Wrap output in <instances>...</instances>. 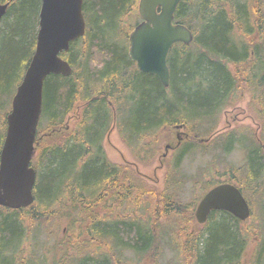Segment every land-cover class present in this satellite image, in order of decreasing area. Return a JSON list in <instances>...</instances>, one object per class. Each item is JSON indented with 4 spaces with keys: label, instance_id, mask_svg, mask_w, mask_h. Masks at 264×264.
<instances>
[{
    "label": "trees",
    "instance_id": "trees-1",
    "mask_svg": "<svg viewBox=\"0 0 264 264\" xmlns=\"http://www.w3.org/2000/svg\"><path fill=\"white\" fill-rule=\"evenodd\" d=\"M137 2L83 0L85 32L60 53L71 73L50 74L43 83L37 150L31 163L36 171L34 201L17 209L0 206V264H39L29 242L32 230L40 227L51 237L50 224L71 216L68 232L49 250L58 252L55 264H128L123 258L128 251L136 261L131 264H141L142 258L157 264L159 233L139 211L147 194L155 196L156 225L175 222L180 216L197 222L194 207L203 194L182 204L170 193L156 194L133 171L106 158L102 142L114 115L120 132L139 143V156L145 138L166 134L175 124L191 130L179 145L176 163L200 145L204 152L216 148L223 154L241 145L243 165L218 169L213 164L203 193L222 182L233 183L242 194L257 193L264 176V153L251 130L250 135L236 129L211 140L199 137L214 127L218 112L241 83L264 119V0L250 5L248 0H222L221 4L181 0L174 21L192 30L193 41L171 47L168 88L155 75L140 71L128 55L127 31L132 23L124 22L138 18ZM40 3L12 0L0 20V106L7 99L8 108L0 147L11 98L35 48ZM256 35L260 42L253 41ZM74 111L78 120L70 129L65 122ZM200 126L207 130L198 131ZM241 223L228 211L212 210L203 230L181 226L182 261L242 264L247 235Z\"/></svg>",
    "mask_w": 264,
    "mask_h": 264
},
{
    "label": "water",
    "instance_id": "water-1",
    "mask_svg": "<svg viewBox=\"0 0 264 264\" xmlns=\"http://www.w3.org/2000/svg\"><path fill=\"white\" fill-rule=\"evenodd\" d=\"M0 3V20L8 3ZM181 0H138L141 18L128 35V55L137 67L155 75L164 87L169 84L167 55L176 43L190 44V29L174 21ZM83 0H41L33 54L16 86L7 113L5 134L0 148V206L23 208L33 201L36 171L35 133L41 115L42 91L50 74L68 76L71 66L60 56L70 43L83 36ZM182 124L176 127H182ZM212 210H225L243 221L250 215L249 204L240 189L222 182L207 189L196 204L194 216L206 222Z\"/></svg>",
    "mask_w": 264,
    "mask_h": 264
},
{
    "label": "rangeland",
    "instance_id": "rangeland-1",
    "mask_svg": "<svg viewBox=\"0 0 264 264\" xmlns=\"http://www.w3.org/2000/svg\"><path fill=\"white\" fill-rule=\"evenodd\" d=\"M257 1L248 0V3L249 5L250 3L256 4ZM213 2L221 4L222 0H213ZM134 9L137 12V5L134 6ZM262 11L264 12V5H262ZM137 20L138 18L132 19L128 17L124 25L132 23L130 27L132 29V26L135 24L133 22ZM130 29L127 31V34H129ZM246 39L248 40V38ZM253 41L260 42L261 40L256 35ZM77 101V104L82 102L81 99ZM7 109L6 99L0 106V135L3 133V114ZM77 109L80 110L78 105ZM259 112L261 110H258L257 106L252 103V96L249 90L241 83V86L231 95L227 104L218 112L214 127L208 133H205V135L200 136L199 139L208 138V140H211L217 135H222L236 129L247 132L249 135L252 131L264 153V119H261ZM75 114H78V112L74 111V114L67 116L66 127L70 129L73 127L77 120ZM204 129L207 130L206 127L200 126L197 128L198 131H204ZM188 133H191L189 126L176 127L174 125L171 128H167L166 134L151 135L142 141V147L140 148L142 156H139L137 150L124 140L123 134L118 129L115 121H112L109 130L104 135L102 144L105 156L111 162L126 166L140 179H143L145 185L150 187L156 194L164 191L165 193L172 194V197L182 204H190L208 188L207 181L211 179L209 167H213V164L218 169H222L227 165L240 167L245 162V151L241 145L236 144L228 153L223 154L216 148H212L209 152H204L203 145H200L176 163L179 146L174 149L172 147L176 145L177 141L179 143V140L188 139ZM157 137L161 140L156 143L154 139ZM218 154L220 155L219 157L216 156ZM203 168H206L207 171H201ZM244 175L245 170L243 169L240 174L242 180L244 179ZM243 196L249 204L250 215L241 223L244 233L247 235V244L241 263L264 264V176L260 179L257 193H250V190H248L245 193L243 192ZM142 198L145 202L143 207L139 209L141 217L143 219L147 218V221L152 225L151 227L159 233L160 237L161 248L157 256V264H193V259L191 258L190 260L184 259L182 261L183 256L180 254V250L183 237L181 233L180 238L178 228L184 225L191 230H203L204 224L184 221L185 218L182 219L180 216L179 220L175 222L170 220L168 224H159L158 226L152 213L156 203L154 201L155 196L147 194ZM195 208L196 205L194 211ZM56 209H60V206H57ZM71 219H74L73 216L69 219L65 217L55 219L50 224L52 230H54V234L51 237L40 227L32 230L29 242L35 250L34 257L39 264H55L59 260L58 252H49V250L59 236L68 232ZM176 231L177 234L174 238L172 236ZM123 258L128 264L136 262L133 254L129 251L123 254ZM141 264H152V262L149 259L142 258Z\"/></svg>",
    "mask_w": 264,
    "mask_h": 264
},
{
    "label": "flooded vegetation",
    "instance_id": "flooded-vegetation-1",
    "mask_svg": "<svg viewBox=\"0 0 264 264\" xmlns=\"http://www.w3.org/2000/svg\"><path fill=\"white\" fill-rule=\"evenodd\" d=\"M141 19H140V17H139V15H138V20L136 21V23L137 22H139ZM135 23V24H136ZM135 66L137 67V65H136V63H135ZM138 68V67H137ZM139 69V68H138ZM140 70V69H139ZM141 71V70H140ZM147 73V72H146ZM149 74H151V73H149ZM78 120V119H77ZM77 120H76V122H77ZM112 121L114 122L115 121V123L117 124V120H116V117H115V115L112 117ZM112 121H111V124H112ZM110 124V125H111ZM175 125H177V124H175ZM184 126V125H183ZM110 127V126H109ZM108 130H109V128H108ZM107 130V131H108ZM123 137H124V140L126 141V142H128L130 145H132L134 148H135V150H137V152L139 151V143L135 140V142L134 143H132V142H130V140L128 139V138H126V136H124L123 135ZM72 139H74V137L72 138ZM182 141H183V139H182ZM181 140H179V143H178V141H177V143H176V145H174L172 148L174 149V148H176V147H178L179 145H180V143L182 142ZM37 150V149H36ZM36 150H35V152H36ZM105 152V151H104ZM139 153V152H138ZM106 158H107V156H106ZM108 159V158H107ZM109 160V159H108ZM110 161V160H109ZM111 162V161H110ZM113 163V162H112ZM119 166H121V165H119Z\"/></svg>",
    "mask_w": 264,
    "mask_h": 264
},
{
    "label": "bare ground",
    "instance_id": "bare-ground-1",
    "mask_svg": "<svg viewBox=\"0 0 264 264\" xmlns=\"http://www.w3.org/2000/svg\"><path fill=\"white\" fill-rule=\"evenodd\" d=\"M82 6H83V3H82ZM178 23H179V22H178ZM182 24H183V23H182ZM184 25H185V24H184ZM185 26H186V25H185ZM188 28H189V27H188ZM37 29H38V25H37ZM189 29H190V28H189ZM190 31L192 32L191 29H190ZM36 32H37V31H36ZM192 35H193V32H192ZM192 41H193V39H192ZM192 41H191V42H192ZM191 42H190V43H191ZM27 64H28V63H27ZM19 81H20V80H19ZM159 82H160V80H159ZM160 84H161V82H160ZM161 85H162V84H161ZM162 86H163V85H162ZM168 86H169V84H168ZM168 86H167V87H164V86H163V87H164V88H168ZM6 115H7V114H6ZM182 125H184V124H182ZM1 145H2V144H1ZM0 148H1V147H0ZM33 197H34V195H33ZM33 201H34V198H33ZM33 201H32V203H33ZM32 203H31V204H32ZM31 204H30V205H31ZM28 206H29V205H28Z\"/></svg>",
    "mask_w": 264,
    "mask_h": 264
}]
</instances>
